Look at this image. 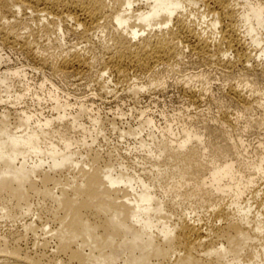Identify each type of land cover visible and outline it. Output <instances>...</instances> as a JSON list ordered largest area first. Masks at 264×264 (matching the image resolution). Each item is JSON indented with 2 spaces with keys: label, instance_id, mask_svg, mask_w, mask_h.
<instances>
[{
  "label": "bare ground",
  "instance_id": "1",
  "mask_svg": "<svg viewBox=\"0 0 264 264\" xmlns=\"http://www.w3.org/2000/svg\"><path fill=\"white\" fill-rule=\"evenodd\" d=\"M0 12V44L20 49L38 65L45 64L41 53L2 23L23 13L40 22L73 21V31L81 27L86 36H93L100 22L114 27L113 52L97 72L105 87L110 73L154 76L158 68L173 66L183 49L264 83L263 0H0ZM69 53L58 62L62 73L87 67L75 48ZM163 83L155 78L150 86ZM143 89L134 84L132 93ZM242 89L231 86L228 96L246 108L250 103ZM257 92L263 121L264 88ZM190 97L198 101L195 94ZM50 98L55 117L21 112L15 130L0 114V218L13 217L18 209L26 216L36 197L39 219L57 224L56 249L46 259V240L39 249L22 248L24 235L10 232L0 237V264H264V132L250 151L219 128L208 131L222 146L205 143L204 134L186 126L167 124L157 137L149 133L148 141H135L136 152L145 153L137 162L140 173L120 164L123 173L98 175L80 170L70 151L97 144V135L79 122L89 111L79 106L67 112V103ZM151 123L144 119L123 135L139 137ZM68 129L80 137L69 136ZM185 204L190 208L178 212ZM198 206L210 210L207 228L194 219ZM23 230L34 232L31 224Z\"/></svg>",
  "mask_w": 264,
  "mask_h": 264
},
{
  "label": "rangeland",
  "instance_id": "2",
  "mask_svg": "<svg viewBox=\"0 0 264 264\" xmlns=\"http://www.w3.org/2000/svg\"><path fill=\"white\" fill-rule=\"evenodd\" d=\"M2 17L0 12V19ZM2 24L20 38L31 42L45 58V64L38 65L20 49H10L0 44V77L5 80L4 83L0 82V114L7 115L6 124L15 130L24 118L21 112L40 119L55 117V104L50 95L58 96L61 104L67 103V112H75L76 108L83 106L90 115L83 116L79 122L96 134L98 141L90 149L82 145L71 147L70 151L74 154L75 162H79L80 170L98 175L108 170L120 174L123 173L119 169L121 164L128 172L140 173L142 166L137 162L141 161L145 153L136 152L134 147H137L138 142L135 141L138 138L148 141L149 133L157 137L159 130L167 124L179 130L186 126L204 134L205 143L213 141L212 144L219 143L220 146V140L214 141V137L209 135V127L219 128V131L232 138H240L249 146L248 150L262 139L264 120L261 121L263 112L257 104L260 100L257 89L264 88V83L252 81L253 76L238 68L216 66L183 49L173 66L158 68L154 76H149V72L132 70L124 72V78L110 73L106 76L108 86L105 87L97 79V72L103 68L105 58L113 52L114 27L100 22L96 33L86 36L82 34L81 27L77 26V31H73V21L40 22L24 17L23 13ZM43 27H48V30H43ZM74 48L87 59V67L64 74L57 68L58 62ZM5 70L8 73H4ZM15 71L19 74H13ZM155 78L162 79L165 84L162 87L150 86L151 80ZM133 83L145 89L134 94ZM238 85L244 86L242 95L249 100L250 105L246 108L237 105L228 96V89ZM191 94L196 95L197 102L192 100ZM94 118L98 119V123L91 122ZM144 119H150L152 123L143 129L137 139L123 135L129 129L138 128ZM67 132H70L69 136L77 138L81 134L78 130L68 129ZM74 171L77 172L76 169ZM43 172L49 175L55 173L46 167ZM67 173H62L61 177ZM30 203H33L32 210L26 216L19 214L21 210L18 209L11 213L13 217L0 218V237L18 232L24 235L22 248L36 245L38 249L44 239L45 257L51 259L56 249L52 231L57 224L39 219L36 197H32ZM188 208L190 206L185 204L178 212ZM209 211L199 206L194 210L197 212L194 219H199L204 228L210 226ZM28 224L32 225L34 232H24V225ZM43 227L50 228L44 232ZM62 257L60 260L66 263L67 258Z\"/></svg>",
  "mask_w": 264,
  "mask_h": 264
}]
</instances>
